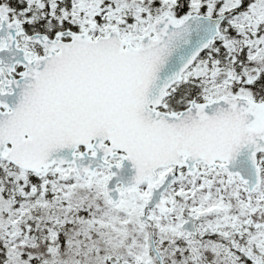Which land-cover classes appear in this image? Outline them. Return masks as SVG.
I'll return each instance as SVG.
<instances>
[{
	"label": "snow or ice",
	"instance_id": "obj_1",
	"mask_svg": "<svg viewBox=\"0 0 264 264\" xmlns=\"http://www.w3.org/2000/svg\"><path fill=\"white\" fill-rule=\"evenodd\" d=\"M0 264H264V0H0Z\"/></svg>",
	"mask_w": 264,
	"mask_h": 264
}]
</instances>
